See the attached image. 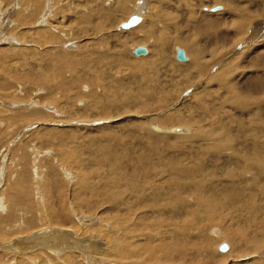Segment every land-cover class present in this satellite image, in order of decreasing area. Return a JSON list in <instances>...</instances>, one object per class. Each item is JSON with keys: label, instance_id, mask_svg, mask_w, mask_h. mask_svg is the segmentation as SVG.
Returning a JSON list of instances; mask_svg holds the SVG:
<instances>
[{"label": "rangeland", "instance_id": "1", "mask_svg": "<svg viewBox=\"0 0 264 264\" xmlns=\"http://www.w3.org/2000/svg\"><path fill=\"white\" fill-rule=\"evenodd\" d=\"M122 1L130 6V14L136 10L134 5L137 3L142 6L146 2L147 6L146 13L143 11L146 16L143 12L139 14L142 22L128 31L119 29V25L129 18L118 13L122 10L119 8ZM263 7L264 0H0V228L5 237L0 239V262L178 264L181 261L178 255L171 258V263H159L145 250L159 249L160 243L162 246L170 241V246L174 244L180 248L182 245L188 247V244L193 247L196 241V245L202 246L199 233L203 232L208 240L209 249L205 252L208 256H196V261L264 264V223L258 230L260 241L255 245L253 242L257 241L252 239L256 228H247L249 209L242 208L246 207L249 194H256L254 207L250 210L255 213L256 208H262L257 218L264 222V175L258 176L264 171V164L250 169L251 161L237 157L238 153L241 157L245 153L239 141L231 140L235 141L233 144L224 140L222 154L211 149L208 155L205 145L202 146L204 143L198 140L199 136L203 138L214 130L224 136V130L229 126L235 130L233 138L242 139L238 135L237 122L247 127L254 122L264 127V114L253 121V117L245 115L246 112L238 107L241 100V104L252 103L254 110L258 105L264 107ZM215 8L219 10L215 12ZM105 11L115 14L110 27L104 26L101 18ZM83 19L87 20L83 22ZM257 25L262 26L263 31ZM152 26H155L161 43L149 36L143 40ZM179 40L185 44L178 45ZM164 41L167 45L162 44ZM140 46L149 54L136 58L133 50ZM177 49L188 52L192 61L179 63ZM197 51H204L199 62L202 70L196 68L197 62L194 67L192 52ZM65 59L73 60V64L65 73H60L59 61L63 63ZM259 74L262 76H257ZM220 81H224L232 94H227ZM244 83L249 86L246 88ZM63 86L68 90L67 97L73 99L71 105L66 103ZM255 86L263 87L253 94L250 89ZM247 91L249 93L245 95ZM106 100L112 105L103 106ZM200 104L207 108L208 116H202ZM260 106L258 109H262ZM163 118L181 122L188 119L193 123L192 127L165 125ZM174 127L183 131L168 135L162 131L170 129L171 132ZM260 130L264 144V128ZM100 155L110 156L115 161L119 159L118 163L121 160L125 171L121 177L127 182L126 187L121 179L117 188L116 177L111 174L114 172L109 169L111 166L98 164ZM142 155L146 157V166L151 173L149 178L133 175V163L130 162ZM173 166L181 170L180 174L186 170L194 175L200 169L202 177L197 176L190 182L185 180L188 176L182 175V181H174ZM21 181L27 186L25 191L16 187ZM131 182L142 187V194L131 191ZM14 186L16 191L12 189ZM93 186L98 189V194L91 192ZM233 186L245 195L239 211L226 213L220 210L222 214L214 217L210 215L212 211L203 210L207 215L202 211L200 218L215 221L211 224L200 221L196 228L192 225L187 230L192 232H187L188 241L179 236L182 234L179 230L183 231L179 227L186 223V218L180 220L184 224L178 223L181 226L155 222L160 218L163 220V214L171 218L175 209L168 207L160 212L158 208L149 210L144 206L150 203L149 198L154 193L162 195V204L177 196L175 198L185 202L178 206L180 212L193 216L200 213L193 207L198 191L222 194L223 188L231 190ZM101 192L107 193V201ZM138 200L142 201L139 203ZM58 213L67 217L69 226L53 223L52 216ZM176 234L178 240L174 239ZM186 242L189 243L185 245ZM221 242L228 244L231 250L220 253L217 247L222 245ZM37 244L60 247L54 251L57 255H53L42 250L44 247L38 249ZM126 246L144 251L139 252L140 256L124 258L120 251ZM79 248L87 253L82 254ZM240 248L245 252L244 257L238 255Z\"/></svg>", "mask_w": 264, "mask_h": 264}, {"label": "bare ground", "instance_id": "2", "mask_svg": "<svg viewBox=\"0 0 264 264\" xmlns=\"http://www.w3.org/2000/svg\"><path fill=\"white\" fill-rule=\"evenodd\" d=\"M221 1V0H220ZM231 3H234V2H231ZM146 4V2H143V4H142V6H140V4H138L137 3V6L136 5H134L135 7H136V10L134 11V12H137L135 15H134V12H132L131 14H130V12H131V10H130V6H128V4L125 2V1H122L121 2V4H120V7L119 8H121L122 10V12L121 11H118V13H124V14H126V15H128L129 16V18L125 21V22H122L120 25H119V29H120V31H122V30H124V29H122V24H124V23H126L128 20H130V18L131 17H133V16H139L140 18H141V22H142V17H141V15H139V14H141L143 11H145V9L147 8V6L145 5ZM234 5V4H233ZM239 5V4H238ZM134 6H132V8L134 7ZM235 6H237V5H235ZM257 7H259V5L257 6ZM159 8V7H158ZM212 8V7H211ZM264 8V7H263ZM171 9V8H170ZM150 10V9H149ZM173 10V9H172ZM211 10V9H210ZM159 11V10H158ZM162 11V10H161ZM149 12V11H148ZM194 12V11H193ZM144 13V12H143ZM145 13H146V11H145ZM144 13V14H145ZM211 13H212V11H211ZM263 13V12H262ZM148 14H150V13H148ZM85 15V14H84ZM163 15V14H162ZM145 16H146V14H145ZM87 17V16H86ZM234 17V16H233ZM238 17V16H237ZM101 18H103V20H104V22H105V24H104V26H111V25H113V23H114V21H115V14L114 13H111V11H105V13H103V15L101 16ZM239 18V17H238ZM243 18V17H242ZM258 18V17H257ZM87 19H83V22L84 21H86ZM248 20V19H247ZM252 20V19H251ZM233 21H235L234 19H233ZM140 22V23H141ZM252 22H254V21H252ZM139 23V24H140ZM138 24V25H139ZM190 24V23H189ZM80 25V24H79ZM88 25V24H87ZM138 25H136V26H138ZM234 25V24H233ZM103 26V25H102ZM136 26H134V27H132V28H130V29H128V30H131V29H133V28H135ZM237 26V25H236ZM263 27H264V21H263V25H262ZM262 26H260V25H257V28H261ZM154 28H155V26H152V28H150V29H148L147 31H149L148 32V34L147 35H145V37L143 38V40H146V39H148L149 37H153L152 39H157V32H155L154 31ZM188 28V27H187ZM105 29H107V27L105 28ZM144 29H146V27L144 28ZM246 29H247V27H246ZM252 29V28H251ZM262 29V28H261ZM128 30H125V31H128ZM245 31V30H244ZM262 31H263V29H262ZM233 34V33H232ZM255 34V33H254ZM257 35V34H256ZM147 36H149V37H147ZM232 37V36H231ZM243 38V37H242ZM151 39V40H152ZM160 43H161V41L159 40V39H157ZM262 40V39H261ZM50 41H51V39H50ZM153 41V40H152ZM146 42V41H145ZM159 42H158V44H159ZM167 42H163L162 44H164V45H167L166 44ZM178 45H184L185 44V42L184 41H182V40H179L178 42H176ZM194 49H196V48H194ZM178 50V49H177ZM177 50H176V56H177ZM148 51V50H147ZM194 51V50H193ZM204 52V51H203ZM202 51H197V52H192L193 53V57H194V67H195V65H196V62H197V67L196 68H201V65H199V62L202 60V58H203V53ZM186 53V57H187V62H191L190 61V55L188 54V52H185ZM149 54V52L147 53V55ZM222 54V53H221ZM241 54V53H240ZM246 54V53H245ZM254 54V53H253ZM133 55H134V50H133ZM146 55V56H147ZM238 55V54H237ZM236 55V56H237ZM250 55V54H249ZM60 56V55H59ZM135 56V55H134ZM146 56H142V57H146ZM204 56H206V54L204 55ZM240 56V55H239ZM245 56V55H244ZM66 57V56H65ZM68 57V56H67ZM136 57V56H135ZM142 57H136V58H142ZM243 57V56H242ZM238 58V57H237ZM193 59V58H192ZM252 59V58H251ZM66 60V59H65ZM177 60V59H176ZM69 61V62H68ZM102 61V60H101ZM107 61V60H106ZM204 61V60H203ZM2 62V61H1ZM103 62V61H102ZM187 62H185V63H187ZM180 63V62H179ZM246 63V62H245ZM244 63V64H245ZM261 63H263V62H261ZM71 64H73V60H70V59H67L66 61H64L63 63L62 62H60L59 61V69L58 70H60V73L61 72H64L65 70H67V69H69V66H71ZM181 64H184V63H181ZM258 64V63H257ZM256 64V65H257ZM88 65V64H87ZM94 65V64H93ZM57 65H55V67H56ZM78 66V65H77ZM148 67H150V66H148ZM189 67V66H188ZM236 67V66H235ZM53 68V67H52ZM71 68V67H70ZM237 69V68H236ZM56 70V69H55ZM201 70H202V68H201ZM205 71V70H204ZM68 72V71H67ZM107 72V71H106ZM59 73V72H58ZM59 73V74H60ZM65 73V72H64ZM201 73V72H200ZM204 73V72H203ZM56 74V73H55ZM67 74V73H66ZM72 74V73H71ZM66 76V75H65ZM64 76V77H65ZM257 76H262V75H257ZM57 77V76H56ZM61 77H62V75H61ZM255 77V76H254ZM246 78V77H245ZM257 78H259V77H257ZM54 79H56V78H54ZM62 79V78H61ZM78 80V79H77ZM76 81V80H75ZM74 81V82H75ZM60 82V81H59ZM78 82V81H77ZM89 82V81H88ZM221 83H222V85H223V89L227 92V94H232V90L230 89V88H228V87H225L224 86V81H220ZM260 82V81H259ZM75 84V83H74ZM257 84H259V83H257ZM261 84H263V83H261ZM260 84V85H261ZM244 85H245V83H244ZM54 86V85H53ZM125 86V85H124ZM247 86H249V85H247ZM247 86L245 85V87L247 88ZM52 87V86H51ZM120 87H122V86H120ZM119 87V88H120ZM244 87V86H243ZM263 87V86H262ZM261 87V88H262ZM53 88V87H52ZM103 88V87H102ZM143 88H144V86H143ZM149 88V87H148ZM261 88L259 89L258 87H256L255 86V88H253L252 87V89H250V87H249V89H250V91H251V93H253V92H259L260 90H261ZM63 91H64V96H65V99H66V103H67V105H71L72 104V97H70V96H68L67 97V92H68V90L67 89H65L64 88V86H63ZM55 92L57 91V89H56V87L53 89ZM108 90V89H107ZM152 90V89H151ZM263 90V92H264V89H262ZM51 91V90H50ZM59 91V90H58ZM109 91V90H108ZM242 91V90H241ZM111 92V91H110ZM151 92V91H150ZM243 92H244V90H243ZM109 93V92H108ZM107 93V94H108ZM249 93V91H247V93H245V95L246 94H248ZM254 94V93H253ZM261 95V94H260ZM248 96V95H247ZM92 97V96H91ZM108 97H110V96H108ZM136 97V96H135ZM249 97V96H248ZM93 98V97H92ZM95 98V97H94ZM106 98V97H105ZM151 98V97H150ZM250 98V97H249ZM135 99V98H134ZM154 99V98H153ZM152 99V100H153ZM239 99V98H238ZM108 100H106L105 102H104V105L103 106H105V105H112L111 103H109V102H107ZM148 101V100H147ZM146 101V102H147ZM150 101V100H149ZM242 101V100H241ZM241 101H238V103H239V106L238 107H240L241 109H242V111H244V112H246V114L245 115H249V116H251V117H253L254 118V120L253 121H255L256 120V116L258 117V116H260V114L262 113V114H264L263 113V109H264V107L262 106V109L261 108H259V109H261V110H259L258 109V106H260V105H258L257 106V109L256 110H254L253 109V106H252V103H250V102H248V103H245V104H241L242 102ZM251 101H253V100H251ZM102 103V102H101ZM140 105V104H139ZM143 105V104H142ZM150 105V104H149ZM115 105H113V107H114ZM260 106V107H261ZM106 107V106H105ZM143 107V106H142ZM99 108V107H98ZM206 108V107H205ZM204 108V106H203V104H200L199 105V110L202 112V116L204 117H206V116H208L209 114L208 113H206V109ZM95 109V108H94ZM106 110V109H105ZM112 110V109H111ZM149 111V110H148ZM210 111V110H209ZM154 112V111H153ZM163 120H164V124L165 125H170V123H172L173 124V126L174 125H178V126H180V125H185V126H190V127H192V123H193V121H192V123H191V120H186V122H181V121H179L178 119H173V118H163ZM162 120V121H163ZM184 120V119H183ZM260 120H261V118H260ZM224 122V121H223ZM234 122V121H233ZM196 123V122H195ZM218 123V122H217ZM251 123V122H250ZM228 124V123H227ZM238 124V125H237ZM237 126H238V135L242 138V139H240V138H237V137H235V138H233L234 137V132H235V130L234 129H232V127L231 126H229L230 128H225V130H224V136H223V133H216L215 132V130H214V132H209V133H207L203 138H200V136H199V139L198 140H201L204 144H202V146L203 145H205V153H208L209 151H211V149H213L214 150V152H215V150L218 152V153H221L222 154V151H221V149H222V147L224 146V144H223V141L225 140V142H232L231 140H235V141H239V142H241L242 144H243V148H244V150H245V153H244V157L242 156H239L240 155V153H238V152H236V153H238V154H236V155H238L237 157H240L243 161L244 160H247V161H251V163H250V169H252V168H256L257 166H259V165H261V164H264V144H262V138H261V134H260V129H262L263 130V126L261 125V124H259V123H257V124H255L254 122H253V124L251 123V125L250 126H245V125H242V124H239L238 122H237ZM252 126H254V127H252ZM153 127V126H152ZM151 127V128H152ZM177 127V126H176ZM220 127V126H219ZM228 127V126H227ZM157 128H159V127H157ZM216 128V127H215ZM153 129V128H152ZM174 129H175V127H174ZM184 129V128H183ZM220 129H222V128H220ZM154 130V129H153ZM158 130H161L160 128L158 129ZM196 130V129H195ZM218 130V129H217ZM223 130H222V132H223ZM162 131H164L163 133L164 134H167L168 135V133H173V134H176V133H180V132H182L183 130H181V129H178L177 128V130L175 129V130H172L171 132H169L170 131V129H167V130H162ZM185 132V131H184ZM263 132V131H262ZM158 133H160L161 134V132H158ZM187 133V132H186ZM257 133H258V135H257ZM182 134V133H181ZM195 135H197V133L195 134ZM196 137V136H195ZM152 140L154 139V137H152L151 138ZM154 140H156V139H154ZM235 141H233V142H235ZM200 142V141H199ZM232 142V143H233ZM190 144H191V141H190ZM194 144V143H193ZM234 144V143H233ZM201 145V144H200ZM110 146V145H109ZM233 146V145H232ZM231 146V147H232ZM132 147V146H131ZM201 147V146H200ZM110 148V147H109ZM261 148H263L262 150H260ZM129 149V148H128ZM240 149V148H239ZM111 150V149H110ZM104 151V150H103ZM105 152V151H104ZM109 152H111V151H109ZM225 152V151H224ZM212 153V152H211ZM100 154H102V153H100ZM108 154H106V156H107ZM112 155V154H111ZM198 155H199V153H198ZM202 155V154H201ZM208 155H209V153H208ZM207 155V156H208ZM211 155H213V154H211ZM219 155V154H218ZM236 155H235V157H236ZM103 156V155H102ZM101 155L100 156H98V159L97 160H99V163L98 164H101V165H107V164H109L110 166H111V168H109V169H111V172H114V173H111L112 175H114L115 177H116V179L114 180V184L117 186V188L119 187V182H122V180L121 179H123L122 177H121V174L123 173V171H124V169H123V164H122V162H121V160L119 161V163L117 162V160H119V159H117L116 161L113 159V158H111L110 156L109 157H102ZM143 157H139V159H132V162H130L132 165H133V175H135V176H137V175H143L144 177H146V178H149V176L151 175V173H150V171L148 172V168H147V164H146V157H144V155H142ZM200 156V155H199ZM199 156H198V158H199ZM216 157V156H215ZM236 157V158H237ZM191 158V157H190ZM201 158H203V157H201ZM206 157H204V159H205ZM220 158V157H219ZM100 159H101V161H100ZM206 159H209L208 157L206 158ZM205 159V160H206ZM214 159V158H213ZM217 159H218V157H217ZM239 159V158H238ZM1 161V160H0ZM148 161V160H147ZM203 160H201V162H202ZM219 161V160H218ZM82 162V161H81ZM98 162V161H97ZM206 162V161H205ZM1 163V162H0ZM77 163H79L80 164V162L78 161ZM84 163V162H83ZM142 163L144 164L143 166H142ZM113 164H115V165H113ZM175 164V163H174ZM177 164V163H176ZM204 164V163H203ZM80 165H82V163L80 164ZM147 165V166H146ZM245 165V164H244ZM171 166V165H170ZM246 166V165H245ZM173 167H175V168H173L174 170H175V172H173V174H174V178H173V180L174 181H176V180H178V179H180L181 180V176L183 175H186V176H188V177H186V181H190L191 182V180L192 181H194L195 179H196V177L197 176H199V179H201V177H202V173H203V171H201L200 169H198V170H196L195 172H194V175H192V173L191 172H188V171H186V170H183L182 171V173L180 174V172H181V170L180 169H178V168H176V166H173ZM100 168V167H99ZM107 168V167H106ZM28 169V168H27ZM81 169V168H80ZM87 169V168H86ZM101 169V168H100ZM202 169V168H201ZM103 170V169H102ZM101 170V171H102ZM149 170H150V168H149ZM173 170V171H174ZM130 171V170H129ZM254 171V170H253ZM260 171V170H259ZM89 172H91V171H89ZM125 172V171H124ZM245 172V171H244ZM24 173V172H23ZM107 173V172H106ZM109 173V172H108ZM254 173V172H253ZM25 174H26V177H27V170H25ZM96 174V173H95ZM128 174V173H127ZM168 175H170L169 173H168ZM192 175V176H191ZM245 175V174H244ZM260 175H264V171H261V172H259V174H258V176L260 177ZM103 176V175H102ZM140 177V176H139ZM249 177H251V176H249ZM128 178V177H127ZM233 178V177H232ZM206 179V178H205ZM262 179V178H261ZM23 181H24V179H22ZM110 180V179H109ZM183 180V179H182ZM181 180V181H182ZM207 181H208V179H206ZM244 180V179H243ZM123 181H124V179H123ZM200 181V180H199ZM25 182V181H24ZM112 182V181H111ZM170 182V181H169ZM196 182V181H195ZM227 182V181H226ZM11 183V182H10ZM124 183H125V181H124ZM127 183V182H126ZM126 183L124 184L125 185V187H126ZM129 183V182H128ZM132 183V182H131ZM188 183V182H187ZM233 183V182H232ZM18 184V183H17ZM190 184V183H189ZM192 184V183H191ZM190 184V185H191ZM194 184V183H193ZM192 184V185H193ZM196 184H197V182H196ZM196 184L194 185V186H196ZM244 184V183H243ZM159 185V184H158ZM170 185H171V183H170ZM223 185V184H222ZM88 186V185H87ZM172 186V185H171ZM201 186V185H200ZM207 186V185H206ZM224 186V185H223ZM222 186V187H223ZM10 187V186H9ZM18 189H23L24 191H25V189H26V187L27 186H25L24 184H23V182L21 181V183H19V185L18 186H16ZM16 187L14 186L12 189L13 190H17L16 189ZM63 187V186H62ZM89 187V186H88ZM94 187V186H93ZM146 187V186H145ZM158 187V186H157ZM205 187V186H204ZM211 187V186H210ZM90 188V187H89ZM115 188V187H114ZM130 188H132L131 189V191H136V192H140V194H142V187L140 186V185H138L137 183H132V184H130ZM154 188V187H153ZM161 188H162V186H161ZM170 188V187H169ZM187 188V191H188V187H186ZM200 187H197V189H199ZM213 188V187H212ZM228 188V187H227ZM227 188H223L222 190H223V192H222V194H218V193H215V192H211V193H207V192H202V191H198L197 193H196V203H194V204H196L195 206H193V207H195L197 210H199L200 211V213L199 214H195V215H193V216H191V213H181L180 211V207L178 208V206H181V204L182 203H185L184 202V200L182 199V198H175V197H177V196H173L172 198H169V199H167V197H166V202H164V204H162L161 203V196H159V195H157L156 193H154V195H153V197L152 198H149V199H151L150 200V203H146L147 205H144L145 206V209H149V210H151V209H153V208H155V209H160V212H162V211H164L165 209H167L168 207H170V208H172V209H175L174 210V212H173V216L171 217V218H168V216L166 217V215L165 214H163L164 216H163V220L160 218V219H157V220H155V222H159V223H161V224H167V226H171L172 224L175 226H177V224L179 223V222H181V223H183L184 224V222H182V221H180L182 218H186V220H185V224L182 226V227H179V228H182L183 229V231H181V230H179L182 234L181 235H179L180 236V238H183V240H187L188 241V238L190 237H188L187 238V236H188V234H187V232H189V231H187L188 229L190 230V228H191V226L193 225L195 228H196V224H198L200 221L202 222V223H207V221H209L210 222V224L211 223H214V219H208V220H206V219H203V218H200L199 216L200 215H202L203 213H204V211L203 210H208V211H212V214L210 213V215L211 216H214V217H217V214L218 213H220L219 211L221 210V211H226V213L229 211L230 213H232V211L233 212H238L239 211V209L238 208H241L240 206L241 205H243L244 204V202H243V198L245 197V195L243 194V192H241V190H239V189H235L234 188V186H233V188L234 189H231V190H229V189H227ZM239 188V187H238ZM54 189V188H53ZM56 189V188H55ZM86 189V188H85ZM164 189V188H163ZM87 190V189H86ZM98 190V189H97ZM97 190L95 189V187L94 188H91V192L92 193H94V194H98L97 193ZM157 190V189H156ZM158 190H160V189H158ZM162 190V189H161ZM204 190H205V188H204ZM213 190V189H212ZM221 190V189H220ZM21 191V190H20ZM147 191V190H146ZM155 191V190H154ZM195 191V190H194ZM98 192H100V191H98ZM188 192H192L191 190L190 191H188ZM19 193V192H18ZM57 193V192H56ZM88 193H90V192H88ZM152 193V192H151ZM161 193V192H160ZM165 193V192H164ZM247 193V192H246ZM21 194H22V192H21ZM93 194V195H94ZM101 194L103 195L102 197H104V200L105 201H107V193H103V192H101ZM144 194V193H143ZM177 194V193H176ZM181 194V193H180ZM184 194V193H183ZM187 194V193H186ZM18 195V194H17ZM16 195V196H17ZM29 195V194H28ZM109 195V194H108ZM185 195V194H184ZM255 195L256 194H249V196H248V199H246L245 200V202H246V207H242V208H244V209H249L248 211V213H247V220H246V222L249 224V225H247L248 227L247 228H250V227H252V226H255V228H256V230H255V233H254V235H253V238L254 239H252L253 241H257V242H253V244H258V242L260 241H258V237H259V233H260V231H258V230H261V223H264V222H262V220H259L258 218H257V214H258V212L259 211H261V209L262 208H256V212L254 213L252 210H250V208L254 205V202H255ZM260 195V194H259ZM27 196V195H26ZM95 196V195H94ZM142 196V195H141ZM164 196V195H163ZM166 196V195H165ZM165 196L163 197V198H165ZM170 196V195H169ZM181 196H183V195H181ZM189 196V195H188ZM19 197H21V196H19ZM93 197V196H92ZM96 197V196H95ZM7 198H9L8 196H7ZM115 198V197H114ZM11 199V198H10ZM19 199V198H18ZM25 199V198H24ZM263 199V198H262ZM7 200V199H6ZM110 200V199H109ZM108 200V201H109ZM146 200V199H145ZM190 200V199H189ZM10 201V200H9ZM139 201V200H138ZM142 200H140L139 201V203L141 202ZM147 201V200H146ZM192 201V200H191ZM241 201H242V203H241ZM259 201V200H258ZM262 201V200H261ZM6 202H8V201H6ZM16 202V201H15ZM20 202H23V201H20ZM263 202V201H262ZM10 203V202H9ZM145 203V202H144ZM3 204H5V203H3ZM8 204V203H7ZM143 204V203H142ZM17 205V204H16ZM22 205V204H21ZM140 205V204H139ZM245 206V205H244ZM255 206H256V204H255ZM31 207V206H30ZM254 207V206H253ZM8 208V207H7ZM182 208V207H181ZM140 209H141V206H140ZM264 209V208H263ZM13 210V209H12ZM53 210V209H52ZM142 210V209H141ZM1 211H3V210H1ZM146 211V210H145ZM202 211H203V213H202ZM263 211V210H262ZM185 212V211H184ZM4 213V212H3ZM2 213V214H3ZM54 213V212H53ZM164 213V212H163ZM172 213V212H171ZM202 213V214H201ZM264 213V212H263ZM262 213V214H263ZM12 215H13V213H11ZM10 214V215H11ZM148 214V213H147ZM167 214V213H166ZM204 214H206V212L204 213ZM220 214H222V212L220 213ZM260 214V213H259ZM1 215V214H0ZM169 215V214H168ZM207 215V214H206ZM237 215V214H236ZM6 216V215H5ZM9 216V215H8ZM263 216V215H262ZM1 217V216H0ZM16 217V216H15ZM54 219H53V223L56 225V226H69V224L68 223H70V222H68V219H67V217L66 216H63L62 214H60V213H58L57 214V216L56 215H53L52 216ZM170 217V216H169ZM4 218V217H3ZM142 218V217H141ZM209 218H212V217H209ZM223 218H224V216H223ZM8 219V218H7ZM11 219V218H10ZM17 220V219H16ZM147 220V219H146ZM212 220V221H211ZM223 220V219H222ZM239 220V219H238ZM1 221H2V219H1ZM0 221V222H1ZM264 221V220H263ZM18 222V221H17ZM121 222L123 223H125V221H124V219L122 220L121 219ZM200 222V223H201ZM219 222V221H218ZM217 222V223H218ZM232 222V221H231ZM256 222V225H253V223H255ZM22 223V222H21ZM20 223V224H21ZM121 223V224H122ZM142 223V222H141ZM220 223V222H219ZM9 225V224H8ZM148 225V224H147ZM172 225V226H173ZM179 225V224H178ZM224 225V224H223ZM261 225V226H260ZM179 226H181V224L179 225ZM232 226V225H231ZM165 227V226H164ZM198 227V226H197ZM224 227V226H223ZM243 227V226H242ZM2 228V227H1ZM1 228H0V234H1V236H0V239H4L5 237L2 235V233H1ZM171 228V227H170ZM264 228V227H263ZM3 229V228H2ZM216 229H218V228H216ZM227 229V228H226ZM238 229V231H239V228H237ZM151 230V229H150ZM220 230V229H219ZM235 230V229H234ZM240 230H241V228H240ZM3 231V230H2ZM9 231H10V229H9ZM130 231H132V230H130ZM148 231V230H147ZM192 231V230H191ZM226 231V230H225ZM233 231V230H232ZM241 231H243V230H241ZM60 233H62L61 231H59ZM235 232V231H234ZM240 232V231H239ZM247 231L245 230V233H246ZM251 232V231H250ZM5 233V232H4ZM130 233V232H129ZM179 232L177 231V234H178ZM189 233H191L192 234V232H189ZM230 233V232H229ZM233 233V232H232ZM237 233V232H236ZM242 233H244V232H241V234ZM174 234V233H173ZM175 235V238L174 239H177V238H179V236L178 235ZM200 235H199V239H200V241H199V243H201L202 244V246H200V244L198 245H196V243H197V241L196 240H194V242H195V245L192 247L190 244H188L187 242L185 243V245L186 244H188V247H183V245L181 246V248L183 247V249H181L180 247H178V246H173L174 244H173V241H172V244L173 245H171L170 246V242H166V243H164L162 246H161V243H160V248L158 249V247L157 248H155V247H150V248H146V250L145 251H147L148 252V254H149V252H150V254H149V256H152L153 258H154V260H156L157 262H159V263H171V258H176L175 256L176 255H178L179 257V259L181 260V261H178V264H206L205 262L204 263H201V262H199V261H196L197 260V258H195L196 256H198V257H201V256H203V255H205V252L207 253V251H208V249H209V246L207 245L208 244V240L206 239V236H205V233H199ZM247 234V233H246ZM245 234V235H246ZM218 235V234H217ZM229 235V234H228ZM231 235V234H230ZM230 235H229V237H230ZM252 235V234H251ZM59 236V235H58ZM225 236H227L226 234H225ZM224 236V237H225ZM243 236H244V234H243ZM260 236H262V235H260ZM264 236V235H263ZM65 237V236H64ZM167 237V236H166ZM249 237H251L250 235H249ZM233 238V236H231V239ZM235 238V237H234ZM245 238V237H244ZM252 238V237H251ZM40 239V238H39ZM42 239V238H41ZM65 239V238H64ZM197 239V238H196ZM227 240H228V238H226ZM247 239H250V238H247ZM262 239V238H261ZM76 240V239H75ZM166 240H167V238H166ZM171 240V239H170ZM178 240V239H177ZM225 240V239H224ZM251 240V241H252ZM77 241V240H76ZM204 241V242H203ZM220 241V240H219ZM226 241V240H225ZM232 242L234 241V239H232L231 240ZM264 241V240H263ZM46 243H47V241H45ZM63 242V241H62ZM179 242H181V241H179ZM227 242V241H226ZM244 242V241H243ZM44 243V242H43ZM71 243V242H70ZM77 244H80L78 241L76 242ZM174 243H176L175 241H174ZM178 243V242H177ZM183 243V242H182ZM206 245H205V244ZM222 243V245H223V242H221ZM231 243V242H230ZM263 243V242H262ZM0 244H2V243H0ZM51 244V243H50ZM67 244V243H66ZM151 244V243H150ZM192 244H194V243H192ZM47 245H48V243H47ZM55 244H53L52 245V247H51V245H50V247L51 248H48V247H44V246H46L45 244H42L41 246H39L38 244H37V247L39 246V248L38 249H40L41 247H44L45 249H42V250H44V251H46L47 252V250L49 251V253L50 254H53V255H57V254H54V253H56V252H54V251H57L58 249H59V247H60V245L59 246H56L57 248H55V247H53ZM62 245V244H61ZM127 245L129 246V243H127ZM152 245V244H151ZM157 245V244H156ZM177 245V244H176ZM179 245V244H178ZM204 245V246H203ZM210 245V244H209ZM222 245H220V246H222ZM228 245V244H227ZM236 245H237V243H236ZM246 245V244H245ZM249 245H250V241H249ZM262 245V244H261ZM128 246H126V247H121V251H120V254L125 258H129V259H131V258H133V257H137V256H140L139 255V252H142V251H144V249L143 248H141V249H139L138 251L137 250H135L134 248H133V246H130V247H128ZM154 246H155V244H154ZM158 246V245H157ZM180 246V245H179ZM220 246H218L217 248L219 249L220 248ZM229 246V245H228ZM234 246V245H233ZM2 247V246H1ZM63 247V246H62ZM68 247H70L71 248V245H69L68 244ZM145 247V246H144ZM237 247V246H236ZM243 247V246H242ZM247 247V246H246ZM9 248V247H8ZM12 248V247H11ZM232 248V247H231ZM261 248V247H260ZM263 248V247H262ZM2 249V248H1ZM6 249V248H5ZM74 250H78V249H75V248H73ZM80 250H82V251H80L82 254H86L87 252L84 250V249H82V248H79ZM138 249V248H137ZM211 249V248H210ZM229 249H230V247H229ZM15 250V249H14ZM231 250V249H230ZM236 250H237V248H236ZM240 250H241V248H240ZM249 250V249H248ZM16 251H17V249H16ZM229 251V250H228ZM227 251V252H228ZM242 251V250H241ZM241 251H239L238 252V255L239 256H241V257H244L245 256V252H241ZM246 251V250H245ZM250 251V250H249ZM18 252V251H17ZM210 252V251H209ZM219 252H220V250H219ZM227 252H225V253H227ZM48 253V252H47ZM220 253H222V252H220ZM225 253H223V254H225ZM232 253V252H231ZM1 254V253H0ZM159 254H161V257L160 256H158ZM251 255H252V253H250ZM250 254H249V256H250ZM3 255V254H2ZM10 255H11V253H10ZM121 255H119V256H121ZM207 255V254H206ZM205 255V256H206ZM228 255V254H227ZM263 255V254H262ZM15 256H16V254H15ZM69 256V255H68ZM121 256V257H122ZM191 256H194L192 259H191V261L189 260V258L191 257ZM204 256V257H205ZM208 256V255H207ZM238 256V257H239ZM253 256V255H252ZM116 257V256H115ZM230 257V256H229ZM232 257H234V256H232ZM236 257H237V255H236ZM237 257V258H238ZM258 257V256H257ZM4 258V257H3ZM9 258H12V257H9ZM21 258V257H20ZM24 258V260H25V257H23ZM140 258V257H139ZM149 258V257H148ZM163 258H165L164 260H163ZM203 258V257H202ZM211 258V257H210ZM260 258V257H259ZM29 259V258H28ZM27 259V260H28ZM135 259V258H134ZM162 259V260H161ZM247 259V258H246ZM67 260H68V258H67ZM146 260V259H145ZM148 260V259H147ZM207 260H208V258H207ZM241 260H242V258H241ZM1 261H3L2 259H1ZM209 261V263H211L210 262V260H208ZM258 263V262H257ZM0 264H2V262H0ZM22 264V263H21ZM254 264V263H253ZM259 264H261V262L259 263ZM263 264V263H262Z\"/></svg>", "mask_w": 264, "mask_h": 264}, {"label": "water", "instance_id": "3", "mask_svg": "<svg viewBox=\"0 0 264 264\" xmlns=\"http://www.w3.org/2000/svg\"><path fill=\"white\" fill-rule=\"evenodd\" d=\"M219 8H215L214 11H218ZM141 22V18L139 16H133L130 18V20H128L126 23L122 24V29L124 30H128L136 25H138ZM148 53L147 49L143 46L138 47L137 49L134 50V55L136 57H142V56H146ZM176 59L178 62L180 63H185L187 62V57H186V53L183 49H178L177 50V56ZM220 252L225 253L229 250V246L227 244H223L222 246H220L219 248Z\"/></svg>", "mask_w": 264, "mask_h": 264}]
</instances>
